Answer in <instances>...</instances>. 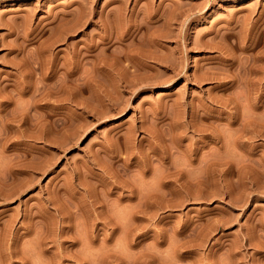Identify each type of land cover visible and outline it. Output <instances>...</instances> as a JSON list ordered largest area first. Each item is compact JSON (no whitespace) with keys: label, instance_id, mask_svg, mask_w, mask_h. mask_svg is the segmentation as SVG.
<instances>
[{"label":"rangeland","instance_id":"1","mask_svg":"<svg viewBox=\"0 0 264 264\" xmlns=\"http://www.w3.org/2000/svg\"><path fill=\"white\" fill-rule=\"evenodd\" d=\"M193 1L0 0V264H264V0Z\"/></svg>","mask_w":264,"mask_h":264},{"label":"bare ground","instance_id":"2","mask_svg":"<svg viewBox=\"0 0 264 264\" xmlns=\"http://www.w3.org/2000/svg\"><path fill=\"white\" fill-rule=\"evenodd\" d=\"M205 1V2H204ZM204 1H202L201 3H203V4H201L202 6H200L201 8L200 9H203L206 5H208L210 2L212 3V2H215V1H217V0H204ZM186 3V2H185ZM176 6V5H175ZM174 6V7H175ZM178 6V5H177ZM183 6V5H182ZM182 6H180V7H182ZM185 6V5H184ZM197 7V4H195V1H193V0H189V2H187V4H186V7L184 8V10L187 12V11H193V9L194 8H196ZM177 8V7H176ZM180 9H182V8H180ZM250 10V9H249ZM179 11V10H178ZM189 15V14H188ZM245 16H246V14H245ZM247 16H248V14H247ZM227 21H229L228 22V27H227V29H226V31L225 32H223V34H221L220 36L221 37H219L220 39V43H218L217 41V43H218V45H217V43H216V45H211V43H209V42H207V43H209L210 45L209 46H215V47H213V48H216V50H218V55H221L222 53H224L225 52V54L227 55H229V54H232L233 53V51L232 50H235V49H238V48H240V49H251V48H254L255 47V44H256V42H254L255 40H254V38H249L250 39V41H245V40H248V39H246V38H244L243 39V37L240 35V33L238 34V31L240 30V28H239V26H240V24H239V22H240V20H239V17H237L236 15H234V13H230L229 14V19L227 20ZM231 22H234V24L233 25H231V26H229L230 25V23ZM254 28V27H253ZM220 29V28H219ZM248 29V28H247ZM253 30H255V29H253ZM211 31V30H210ZM216 31V30H215ZM219 32L217 31V35H219L218 34ZM214 36H216L215 34H214ZM251 36V35H250ZM256 38V37H255ZM254 41H253V40ZM202 40V39H201ZM200 40V41H201ZM217 40V39H216ZM257 40V39H256ZM197 42V41H196ZM202 45H204V46H208L207 45V43H206V40H202V42H200ZM214 43H215V41H214ZM213 43V44H214ZM228 43H230V44H228ZM198 44L199 43H197L196 45L198 46ZM201 44H200V46H201ZM193 45H194V43H193ZM252 50V49H251ZM225 55V56H226ZM233 55V54H232ZM220 58V57H219ZM219 58H216V59H219ZM230 60V63H227L228 61ZM255 61V60H254ZM210 62H212L213 64V66L212 67H204V68H206L207 70H208V74L206 73V76H207V78L208 79H212V80H214V81H216V82H219L220 81V79H222L223 77H221V75H222V73H223V71H222V69L226 66L227 68H231L230 66H234L235 64H236V62L232 59V57L230 58V59H228V58H225V57H223V56H221V58L217 61V60H215L214 62L213 61H210ZM251 63H253V62H251ZM247 64L246 66H244L243 64V62L242 63H238L239 64V67H242V69L243 68H245V71L249 74V73H253L254 71H257L256 69H257V67H256V69H255V66L254 65H252V64ZM234 64V65H233ZM237 64V65H238ZM254 64V63H253ZM242 65V66H241ZM211 66V65H210ZM205 69V70H206ZM259 69V68H258ZM206 70V71H207ZM261 70H262V72L264 71L263 69H261V67H260V71H257L258 73L259 72H261ZM255 73V72H254ZM195 74V73H194ZM202 77V76H201ZM203 79L205 78V77H202ZM202 78H200V76L198 75V74H195L194 76H190L189 77V79L190 80H193V81H196V82H199L200 80H203ZM206 78V79H207ZM235 78V77H234ZM235 118V115L233 116V119Z\"/></svg>","mask_w":264,"mask_h":264}]
</instances>
